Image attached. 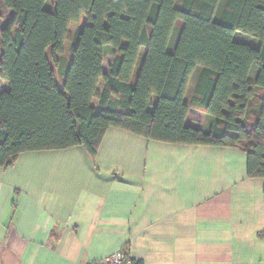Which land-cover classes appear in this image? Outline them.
Returning a JSON list of instances; mask_svg holds the SVG:
<instances>
[{
  "label": "trees",
  "instance_id": "16d2710c",
  "mask_svg": "<svg viewBox=\"0 0 264 264\" xmlns=\"http://www.w3.org/2000/svg\"><path fill=\"white\" fill-rule=\"evenodd\" d=\"M176 2L0 0V167L75 146L94 157L115 127L240 147L247 177H264V0ZM191 79L190 105L213 120L206 130L185 124Z\"/></svg>",
  "mask_w": 264,
  "mask_h": 264
},
{
  "label": "crops",
  "instance_id": "0c3cea01",
  "mask_svg": "<svg viewBox=\"0 0 264 264\" xmlns=\"http://www.w3.org/2000/svg\"><path fill=\"white\" fill-rule=\"evenodd\" d=\"M212 121L190 105L186 126ZM22 154L0 167V264H105L117 251L138 264H264V177H247L240 147L110 127L94 157L81 146Z\"/></svg>",
  "mask_w": 264,
  "mask_h": 264
},
{
  "label": "built area",
  "instance_id": "2783aa9c",
  "mask_svg": "<svg viewBox=\"0 0 264 264\" xmlns=\"http://www.w3.org/2000/svg\"><path fill=\"white\" fill-rule=\"evenodd\" d=\"M105 264H138L133 259L128 257L123 251H117L107 257Z\"/></svg>",
  "mask_w": 264,
  "mask_h": 264
},
{
  "label": "rangeland",
  "instance_id": "374dc122",
  "mask_svg": "<svg viewBox=\"0 0 264 264\" xmlns=\"http://www.w3.org/2000/svg\"><path fill=\"white\" fill-rule=\"evenodd\" d=\"M181 1H182V0H177V2H176V6H180ZM51 4H52V3H51V0H47V5H46V7L49 8V7L51 6ZM238 35H239L241 38H243V39L251 40V37H249V36H247V35H243V34H238ZM172 39H173V40L175 39V37H174V33H173ZM250 43H252V42L250 41ZM47 53H48V56H49V55H50V51L48 50ZM198 71H199V69H197V72H198ZM194 77H196V75H195ZM59 81H61V80L59 79ZM5 83H6V82L0 80V92L8 88V85L5 84ZM194 83H195V81H192V84H194ZM6 85H7V86H6ZM204 126L206 127V126H207V123H205ZM36 152H37V151H36ZM36 152H30V153H36ZM21 155H23V154H21ZM21 157H25V156H21ZM30 159L32 160V159H33V156H31ZM17 161H18V160L16 159L15 162H14V164H16ZM14 164H13V165H14Z\"/></svg>",
  "mask_w": 264,
  "mask_h": 264
},
{
  "label": "water",
  "instance_id": "95a60500",
  "mask_svg": "<svg viewBox=\"0 0 264 264\" xmlns=\"http://www.w3.org/2000/svg\"><path fill=\"white\" fill-rule=\"evenodd\" d=\"M4 25V22L0 23V27H2Z\"/></svg>",
  "mask_w": 264,
  "mask_h": 264
}]
</instances>
